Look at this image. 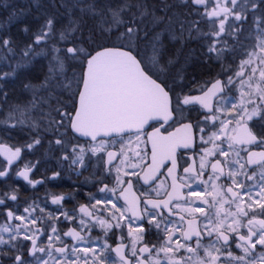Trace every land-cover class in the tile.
Here are the masks:
<instances>
[{
  "label": "snow or ice",
  "instance_id": "snow-or-ice-1",
  "mask_svg": "<svg viewBox=\"0 0 264 264\" xmlns=\"http://www.w3.org/2000/svg\"><path fill=\"white\" fill-rule=\"evenodd\" d=\"M0 7V264H264V0ZM166 32L181 44L167 57ZM191 40L215 76L189 78L190 56L176 67ZM22 75L31 98L10 103ZM44 144L58 170L36 177L41 158L25 153ZM93 159L86 203L64 206L80 188L36 194Z\"/></svg>",
  "mask_w": 264,
  "mask_h": 264
},
{
  "label": "flooded vegetation",
  "instance_id": "flooded-vegetation-1",
  "mask_svg": "<svg viewBox=\"0 0 264 264\" xmlns=\"http://www.w3.org/2000/svg\"><path fill=\"white\" fill-rule=\"evenodd\" d=\"M167 51V50H166ZM198 53L201 54V60L199 61L200 63H191L190 59H188V66H187V75L189 78L192 76H195L197 80H202L204 78H207L209 76H215L217 71L220 69V65H215L213 62L212 64H205L201 63V61H204V56H203V49L197 50ZM180 56H183V58H180V62L184 61L186 58L184 51L180 52ZM203 56V57H202ZM189 58V57H187ZM199 60V59H198ZM185 62V61H184ZM181 63L177 64L176 67H179ZM66 72L71 73V68L67 66V69H65ZM209 72V73H208ZM198 107V106H197ZM193 119L196 118V113L193 112L192 114ZM155 127H159V124L153 122V127H146V132H152ZM176 126H173L169 128V131H174ZM27 139V137L24 135V140ZM7 142V141H6ZM134 146V145H133ZM47 145L44 144L40 148L37 149V151L34 154H29L25 153V156L29 159H36L37 157L41 158V164L38 169H36L35 176L39 177L40 173L42 170L47 169V175H51L53 171L58 170L57 169V163L56 161L48 156L44 152V148H46ZM55 155H60L59 152H56ZM0 160H2L0 156ZM97 166V161L93 159L91 161V164L89 166V169L87 171L83 172V175L77 177L75 174H71L69 172H64L62 176L56 180V181H51L49 182L46 186H39L35 191L36 194L38 195H43L45 192V188L50 189L54 193H62V192H68L72 191L74 188H80V193L76 194L74 193L75 200L73 198H67L63 203L66 208H71L76 200H78L80 203H86V199L83 195L85 191H95V188H93L91 185L88 186H82V182L84 181L85 177H90L91 173L94 171V168ZM11 183H19L20 187L23 189V193L27 196H31L33 194L32 190L19 178H13ZM50 199V198H49ZM12 206V202H9V207ZM21 206H23V201H21ZM55 206L51 205L49 203V209H54ZM60 227V225H57ZM70 225H64V230H67V227ZM99 231L97 230L94 235H98ZM70 241V238H68ZM154 239V237H153Z\"/></svg>",
  "mask_w": 264,
  "mask_h": 264
},
{
  "label": "trees",
  "instance_id": "trees-1",
  "mask_svg": "<svg viewBox=\"0 0 264 264\" xmlns=\"http://www.w3.org/2000/svg\"><path fill=\"white\" fill-rule=\"evenodd\" d=\"M0 3L12 4L13 6H15L17 8H27V6L31 3V0H0ZM9 11H11V9H7L6 10L5 8L0 7V25H3L6 30H9L8 29V24H7V16H8V12ZM35 15H36V10L33 8L31 15H29L26 18H24L23 23H28V24L35 25L36 21L33 20V17ZM20 27H21V24L19 22L13 23L11 25V27H10V31L17 39L24 40V39H26V37H25V35L23 33H21L19 31ZM159 30L160 29L158 28L157 31H159ZM163 36H162L161 39H164ZM164 47H165V52H166V49L168 51V52H166L167 56H169V55H174L175 52H176V49L181 47V44H178V43L175 42V44L174 43L164 44ZM199 49H202L201 48V42L200 41L191 40V41H188L187 43L184 44V46H183L181 51H184V54H185L184 58H187V57L190 56L189 59H190L191 63H200L199 61L201 60V54L198 53V51H197ZM180 55H182V54H180ZM181 57L183 58V56H180V58ZM184 61H181L180 63L184 64L185 63ZM37 62L39 63L38 66L36 64ZM201 63H203V61H201ZM207 64H212V62H209ZM214 64L218 65L220 63L215 62ZM46 65H47L46 60H44L42 57H39L36 60V62L34 63L33 68H36V67H40V68H39L38 71H36V69H34V74H40L41 70L44 69L42 67H45ZM4 70H8V69L5 68ZM23 80H25V76L22 75V76L19 77V79L10 80L8 82L7 91L9 92V101H10V103H17V102H21V101H24V100H27V99L31 98L29 94L24 93L22 91L21 81H23ZM33 82L35 83L37 81L34 80ZM13 136H17L20 140H24V134L19 132V131L13 132ZM22 191H23V189H22Z\"/></svg>",
  "mask_w": 264,
  "mask_h": 264
},
{
  "label": "rangeland",
  "instance_id": "rangeland-1",
  "mask_svg": "<svg viewBox=\"0 0 264 264\" xmlns=\"http://www.w3.org/2000/svg\"><path fill=\"white\" fill-rule=\"evenodd\" d=\"M178 27V26H177ZM160 31V30H159ZM164 35V36H163ZM162 36H163V38L164 39H162V41H163V44H171V43H174L175 44V42L176 43H178V44H180V42L178 41V40H172L171 38H170V35L166 32V33H164ZM178 35V34H177ZM162 38V37H161ZM167 50V49H166ZM166 52H168V51H166ZM165 52V55H166V57H167V53ZM39 58V57H38ZM37 58V59H38ZM215 63V62H214ZM37 64V66L39 65V63L37 62L36 63ZM217 65V64H216ZM218 65H220V64H218ZM39 68L40 67H36V68H34V69H36V71H38L39 70ZM42 68H44V69H46V66L45 67H42ZM65 69H67V66H66V68ZM68 73V72H67ZM69 75L71 74V73H68Z\"/></svg>",
  "mask_w": 264,
  "mask_h": 264
},
{
  "label": "water",
  "instance_id": "water-1",
  "mask_svg": "<svg viewBox=\"0 0 264 264\" xmlns=\"http://www.w3.org/2000/svg\"><path fill=\"white\" fill-rule=\"evenodd\" d=\"M147 127V126H146ZM1 158L3 159V157L1 156Z\"/></svg>",
  "mask_w": 264,
  "mask_h": 264
}]
</instances>
